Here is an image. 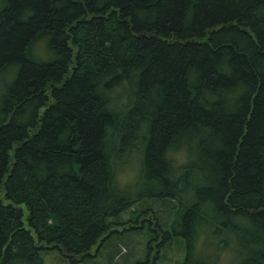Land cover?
<instances>
[{"label": "trees", "instance_id": "trees-1", "mask_svg": "<svg viewBox=\"0 0 264 264\" xmlns=\"http://www.w3.org/2000/svg\"><path fill=\"white\" fill-rule=\"evenodd\" d=\"M131 150L180 204L179 264H216L201 234L264 264V0H0V264L99 246Z\"/></svg>", "mask_w": 264, "mask_h": 264}, {"label": "rangeland", "instance_id": "rangeland-1", "mask_svg": "<svg viewBox=\"0 0 264 264\" xmlns=\"http://www.w3.org/2000/svg\"><path fill=\"white\" fill-rule=\"evenodd\" d=\"M37 49L42 56L46 55L42 40L38 43ZM186 156L184 150L172 153V159L177 164L184 163ZM142 158L140 152L131 150L123 153L121 158L112 164L113 184L117 188L114 190L117 195L127 197L130 203L108 216L107 219L113 223L109 228L111 232L99 246L94 245L86 256L78 260L63 257L56 248L41 249L42 264H179L183 260L185 238L171 227L172 222L180 224V204L177 199L164 195L160 197L163 200L158 199L156 195L145 199V180L139 177L144 170ZM193 198L191 195V200ZM156 221L160 223L158 227ZM214 226L216 223L204 228L210 232ZM148 228L163 230L166 228L169 235L161 231L154 233L148 231ZM217 231L219 229L215 230ZM195 235L196 232L191 235L192 240L195 239ZM228 236L231 239L228 242V249H221L222 242H217L218 237L215 236V239L211 240L209 236L201 234L195 243L196 250L200 252L198 258L210 263L234 264L232 258L235 255L233 250L235 243L232 236L230 234ZM147 242L150 244L149 248L146 246Z\"/></svg>", "mask_w": 264, "mask_h": 264}]
</instances>
